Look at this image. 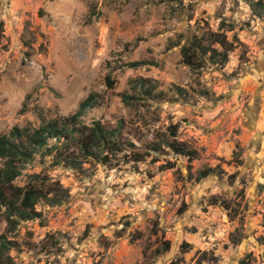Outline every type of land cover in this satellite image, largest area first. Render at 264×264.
<instances>
[{"label":"rangeland","instance_id":"374dc122","mask_svg":"<svg viewBox=\"0 0 264 264\" xmlns=\"http://www.w3.org/2000/svg\"><path fill=\"white\" fill-rule=\"evenodd\" d=\"M251 4L0 0V135L73 114L97 92L85 123H121L127 149L77 169L36 157L16 184L38 174L68 195L40 202L42 219L14 233L0 212V235L18 244L5 264H264V16ZM141 77L161 97L128 106ZM175 140L196 157L174 153Z\"/></svg>","mask_w":264,"mask_h":264},{"label":"trees","instance_id":"16d2710c","mask_svg":"<svg viewBox=\"0 0 264 264\" xmlns=\"http://www.w3.org/2000/svg\"><path fill=\"white\" fill-rule=\"evenodd\" d=\"M252 2L253 16H264V2L261 0H247ZM225 23L222 22V26ZM233 27V25H231ZM231 27V28H232ZM194 50L202 51L205 57L210 54V59L216 63L218 56L222 55V61H227V55L220 54L212 48L202 45L201 41H194ZM183 55L190 57L191 47H183ZM188 62V61H187ZM142 62L133 61L126 64L129 68H138ZM191 65V62H188ZM109 86L111 79L108 76ZM130 89L133 94H124L123 101L131 106L142 99H160V93L156 94V86L150 78H136L130 81ZM178 91L187 94L182 88ZM100 94L90 92L82 100L77 110L70 115L53 119H43L39 125L31 123L24 127L15 126L8 134L0 135V159L3 160V167L0 169V212L5 215L8 232L14 233L21 222L42 219V213L36 206L46 201L49 205H59L67 198V191L60 187L48 185L46 187L42 178L38 174H29L24 186L16 184V181L23 176L26 167L33 164L36 157L46 161L51 157L52 165H64L68 168H80L86 160H94L97 163L107 165L114 154L126 151L125 142L121 140L122 124L116 128L105 127L99 121L86 124L84 117L88 112L100 104ZM24 110L21 109L20 113ZM174 136L176 132L172 133ZM174 153L188 157H196V150L188 149L179 144L176 140L165 142ZM71 146H75L79 160L72 157L69 152ZM129 147L135 148L133 144ZM141 161L140 156H134V162ZM189 245V244H184ZM18 247V244L9 240L6 235H0V264H5L10 260L9 252ZM171 248L170 242H165L161 250H157L158 255H162ZM183 251V250H182ZM205 256L198 259V264H203ZM171 264H178L177 261Z\"/></svg>","mask_w":264,"mask_h":264}]
</instances>
